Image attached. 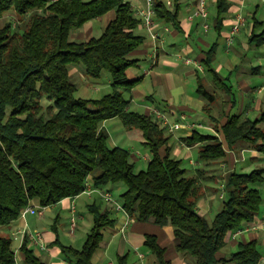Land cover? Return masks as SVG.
I'll use <instances>...</instances> for the list:
<instances>
[{
  "label": "trees",
  "instance_id": "obj_1",
  "mask_svg": "<svg viewBox=\"0 0 264 264\" xmlns=\"http://www.w3.org/2000/svg\"><path fill=\"white\" fill-rule=\"evenodd\" d=\"M182 1L172 0L169 8L164 0H153L156 19L177 26ZM228 9L225 0H217L218 16ZM11 10L18 26L9 22L0 27V228L16 223L21 212L35 204L45 209L79 197L91 180L97 190L121 186L120 204L137 221L170 226L177 251L191 264H261L264 255L255 242L240 245L229 260L220 253L229 233L253 223L260 214L264 170L228 174L222 181V206L208 221L197 212V204L209 178L201 170L188 176L182 162L169 156L165 129L151 115L129 111L126 97L140 81L127 76L138 66L130 55L143 45L144 38L135 34L142 22L128 0H0V21ZM110 11L115 12V19L99 38L70 41L73 32ZM250 43L263 46L264 30L252 35ZM214 54L213 47L206 53L204 66L215 74L211 68ZM71 66L82 67L87 77L97 80L107 72L111 93L98 100L75 98ZM197 91L214 100L202 83ZM43 98L51 102L46 108ZM115 118L128 131L141 133L150 155L145 170L136 171L129 151L108 148L103 124ZM259 123H264V110L258 121L232 116L214 128L217 135L195 131L182 142L187 147L199 145V161L209 165L224 159L226 149L264 154V130ZM89 211L93 227L83 247L59 246L71 264H93L103 231L116 222L98 206ZM145 245L157 264H171L154 236H147ZM21 252L22 264H46L27 238ZM0 264H17L13 241L1 232ZM117 264H129L128 256L119 257Z\"/></svg>",
  "mask_w": 264,
  "mask_h": 264
},
{
  "label": "crops",
  "instance_id": "obj_2",
  "mask_svg": "<svg viewBox=\"0 0 264 264\" xmlns=\"http://www.w3.org/2000/svg\"><path fill=\"white\" fill-rule=\"evenodd\" d=\"M225 1L229 9L218 16L217 0H209V16L203 20L197 15L199 0H183L177 26L157 20L155 28L157 41L149 36L142 24L136 29L135 34L143 37L144 43L130 55L132 60L138 61V66L130 69L127 76L130 80L140 79V81L128 97L129 109L134 108L135 113L146 116L151 114V110L157 109L169 114L172 120H176L177 115L186 114L191 120L201 123L206 128V130L198 131L200 134L213 136L217 135L214 128L221 127L232 116L241 120H260L264 110V45L256 47L250 43V39L252 35H259L264 30V7L261 0ZM128 2L134 12L146 7V0H128ZM238 17L243 18L246 24L235 37L232 46L228 48L226 38ZM5 19H10V23H13L17 20L16 13L13 10L7 12L2 20ZM114 19L115 12L110 11L73 32L70 41L82 43L91 38H99ZM206 24L209 26L207 32L204 31ZM213 47L215 54L211 68L215 74L207 71L204 66L206 53ZM186 60H191L192 64L186 65ZM133 69L136 70L133 71ZM73 76L86 81L83 70H73ZM216 79L220 80L216 81ZM200 83L213 94L212 102L198 93ZM258 127L264 130V123H259ZM191 135L185 132L170 134L165 131V136L170 138L167 144L170 158L181 161L182 164L186 163L189 169L192 168L186 170L188 176H194L201 170L209 178L204 183L205 195L197 204V212L206 217L216 210L217 198L220 199L216 190H220L223 179L232 172L248 174L257 169L264 170V154L252 149L236 151L226 149L224 159L211 165L205 164L198 158L199 145L187 147L182 142L183 138ZM164 150L165 148L162 152ZM148 154H130V162L138 167V171L146 169L150 159ZM141 164L145 167H141ZM212 170L217 172L211 174ZM89 181L91 183V180ZM98 192L112 193L120 202L119 196L123 188L109 186ZM98 192L65 199L56 206L46 208L42 217L27 215L7 227L6 237L12 239L13 246L16 245L13 249L17 264H22L24 259L21 252L24 231H38L42 234L46 244L45 250H33L43 262L71 264L59 247L60 244L65 247L71 246L61 243L60 238H71L73 243L78 242L75 234L83 227L82 223L85 220L81 208L78 207L83 196H87L86 208L89 213L90 207L95 205L101 212H110L111 218L116 220L112 228H106L103 231L104 239L92 258L93 264H117L118 258L125 255L128 256L129 264H157V258L145 245L147 236L156 238L158 245L165 249V259L171 264H191L177 251V243L170 226L161 228L152 222H139L134 218L127 226H124L125 217L107 204ZM72 204H75L82 218L73 235L70 234L69 229V211ZM34 207L38 206L35 204ZM263 221L264 205L253 223L244 225L241 230L227 235L226 245L220 253L221 257L229 260L231 255L239 250L240 245L252 242L257 243L264 255ZM59 227H61V237ZM92 227L93 223L91 229Z\"/></svg>",
  "mask_w": 264,
  "mask_h": 264
},
{
  "label": "built area",
  "instance_id": "obj_3",
  "mask_svg": "<svg viewBox=\"0 0 264 264\" xmlns=\"http://www.w3.org/2000/svg\"><path fill=\"white\" fill-rule=\"evenodd\" d=\"M167 7L172 6V0H164ZM261 3L264 7V0H261ZM209 0H199V6L197 10V15L203 19L206 20L209 16V8H208ZM135 16L138 17L141 22L142 26L147 30L149 36L154 40H158V36L155 33V28L157 26V19L155 15V11L153 9V0H146V7L144 9H137L135 12ZM245 20L241 17H238L236 19V22L233 24L228 37L226 38V46L229 48L232 46L233 41L236 36L241 31V28L245 26ZM209 30V26L206 24L204 26V31L207 32ZM186 65L192 64L191 60L185 61ZM153 118V121L156 122L160 127L164 128L165 131H167L170 134H175L178 132H185L186 134H192L195 131H202L206 130V128L201 124L197 123L193 120H191L186 114H180L177 115L175 118L176 120H172L169 114L161 112L157 109L151 110L150 114ZM86 190L83 194L86 195H92L93 193L98 192L97 189H94L92 186V183L88 180L86 185ZM221 195L220 199L224 198V185L222 184L220 187ZM263 205H264V186H263ZM101 197L104 199V201L109 204L116 212L121 213L126 221L124 226H127L132 219V216H130L122 207L120 202H118L114 195L109 192L100 193L98 192ZM45 209H41L39 207H28L27 209L23 210L21 212L20 218H24L27 215H34L38 217H42ZM70 217H69V229L70 234L73 235L75 231L77 230L79 226V222L82 219L81 216L77 212V207L75 204H72L70 208ZM264 225V221H263ZM23 239L27 238L29 241V245L32 249H38V250H45L46 244L44 241V238L42 234L38 231H24L23 232ZM264 263V260L261 264Z\"/></svg>",
  "mask_w": 264,
  "mask_h": 264
},
{
  "label": "rangeland",
  "instance_id": "obj_4",
  "mask_svg": "<svg viewBox=\"0 0 264 264\" xmlns=\"http://www.w3.org/2000/svg\"><path fill=\"white\" fill-rule=\"evenodd\" d=\"M89 1L90 0H83V2H89ZM7 21L11 22L10 19H5V20L0 21V27H4L7 24L6 23ZM13 25H14V27H17L18 26V20H15L13 22ZM78 69L83 70L82 67H75V66L70 67V72H72L71 82L77 86V92L75 94V98L82 99V100H98V99H101L103 96L111 93V87L109 85L110 84V75L107 72H103V74L101 75V78L98 80L92 79V78L87 77L85 75L86 81H82L80 78L78 79L75 76H73V70H78ZM135 70L136 69H133V71H135ZM126 98L129 99L128 97H126ZM50 104H51L50 101H48L46 98H43L42 105L45 108L48 107ZM133 109L130 108L129 111H131V112L136 111ZM137 111H139V110H137ZM103 127L109 135V139H108V143H107L108 148L113 149L114 147H116V148L125 147L124 149L129 150L131 155H134L135 153L141 154V155H146L147 153H149L148 152L149 150L146 147H144L142 144L143 141H142L141 133L139 131H128L127 129H125L123 127V125L119 119L116 118L112 121H109ZM112 145H114V146H112ZM142 165L143 164H141V167H145ZM182 167L185 168L186 170L192 169V168L189 169L186 163H183ZM137 169H138V167H136V171H138ZM216 172L214 170H212L211 174H214ZM216 176L218 177V175H216ZM216 183H217V185H219L218 182H216ZM222 184H223V182H222ZM220 185H221V183H220ZM216 192H217V196L221 195V190H216ZM218 198L216 201V206H217L215 208L216 210H214L210 214V216H206V219L208 221H212L213 215H215V213H217V211L222 206L224 198L221 200ZM86 204H87V196H83L78 203V207L81 208L83 215L85 217V220L82 223L83 227L80 228L79 231H77V233L75 234L78 242L73 243L71 238L67 239V238L61 237V227H59V234L61 237L60 238L61 243H63L66 246H71L77 250H80L82 248V246L84 245V243L87 239V235L90 233L91 224L93 223V217L88 212V210L86 208ZM6 231H7V227H1L0 228L1 234H3V235L5 234V236H6ZM13 247L15 248L16 245H14Z\"/></svg>",
  "mask_w": 264,
  "mask_h": 264
}]
</instances>
